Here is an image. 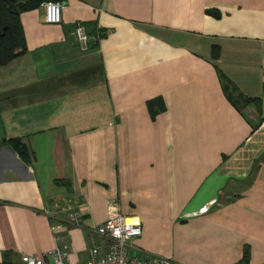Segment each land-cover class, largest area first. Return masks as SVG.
<instances>
[{
    "label": "crops",
    "instance_id": "0c3cea01",
    "mask_svg": "<svg viewBox=\"0 0 264 264\" xmlns=\"http://www.w3.org/2000/svg\"><path fill=\"white\" fill-rule=\"evenodd\" d=\"M58 1L56 24L21 12L26 50L0 65V264L51 262L65 200L67 263L105 250L113 198L140 257L264 264V0ZM77 25L107 32L81 49Z\"/></svg>",
    "mask_w": 264,
    "mask_h": 264
},
{
    "label": "built area",
    "instance_id": "2783aa9c",
    "mask_svg": "<svg viewBox=\"0 0 264 264\" xmlns=\"http://www.w3.org/2000/svg\"><path fill=\"white\" fill-rule=\"evenodd\" d=\"M42 5L44 8V21L46 23L56 24L61 21L62 5L60 1L46 0ZM73 33L81 49L88 48L98 38L97 35H88L82 25H77ZM52 212L62 214L60 219H54L51 222L55 246L48 253L52 255V261H45L43 256L22 255L20 258L21 264H68L67 260L70 253V246L68 243H61L63 236L57 233V229L62 224L71 226L79 225L83 208L80 203L65 200L51 205L48 210H44V213L48 216H52ZM94 231L105 241L106 249L102 251L98 246L93 245L88 249L85 261L76 264H175L170 258L162 255L140 257L131 251V248L137 249L131 246L130 242L141 235V219L138 215L122 214L119 201L116 198L108 201L106 219Z\"/></svg>",
    "mask_w": 264,
    "mask_h": 264
},
{
    "label": "trees",
    "instance_id": "16d2710c",
    "mask_svg": "<svg viewBox=\"0 0 264 264\" xmlns=\"http://www.w3.org/2000/svg\"><path fill=\"white\" fill-rule=\"evenodd\" d=\"M44 1L46 0H0V65L25 52L26 42L20 14ZM105 31L97 30L92 36L97 35L99 38L106 33ZM214 54L217 55V49L214 50ZM8 145L22 159L27 158L25 145L20 144L17 140H9Z\"/></svg>",
    "mask_w": 264,
    "mask_h": 264
},
{
    "label": "bare ground",
    "instance_id": "6f19581e",
    "mask_svg": "<svg viewBox=\"0 0 264 264\" xmlns=\"http://www.w3.org/2000/svg\"><path fill=\"white\" fill-rule=\"evenodd\" d=\"M131 220H134V219H131Z\"/></svg>",
    "mask_w": 264,
    "mask_h": 264
}]
</instances>
